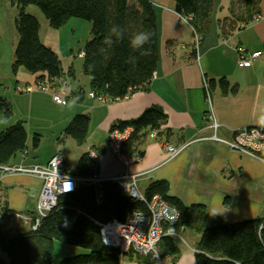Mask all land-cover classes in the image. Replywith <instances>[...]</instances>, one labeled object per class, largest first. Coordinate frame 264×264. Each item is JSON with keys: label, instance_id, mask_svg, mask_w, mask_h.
<instances>
[{"label": "crops", "instance_id": "crops-1", "mask_svg": "<svg viewBox=\"0 0 264 264\" xmlns=\"http://www.w3.org/2000/svg\"><path fill=\"white\" fill-rule=\"evenodd\" d=\"M161 5L164 9L154 5L156 17L158 19L157 10H162L161 14L167 17L162 22L158 19L159 61L147 90L137 89L123 99L114 98L102 104L89 96L90 78L83 75L86 81V85H83L81 77L76 75L74 62L68 67L62 63L66 72L62 77L68 79L69 93L60 103L49 92L17 91L16 84L33 83L37 74L23 81L16 79L13 87L6 86V79H11L9 63L4 66V73L0 70V97L5 96L12 103L13 115L6 119L0 114V132L21 120L28 136L29 130H33L28 126L33 111L38 109L45 115L55 114V119L49 117L41 124L37 121L38 124L34 125L35 136L43 129L51 130L56 135L57 143L61 141L73 146L79 158L93 148L98 155L97 173L103 178L114 177L124 171L141 173L139 186H143V192L152 181L164 179L169 185L170 196L178 197L184 205L201 204L227 223L263 217L264 159L231 148L227 143L204 138L216 133L221 139L232 140L233 131L237 128L264 126V61H259L260 56L251 65L241 68L238 66L240 60L236 49V46L242 45L250 52L264 51V0H258L257 7L252 6L249 10L254 13L256 8L260 18L237 28L228 38L221 36L222 19L217 26L212 25L211 19L210 33L201 40L196 58L192 54L195 40L190 23L182 21L175 11L173 0H166ZM228 15L225 18L230 21ZM243 17L246 18V14ZM41 30L42 24L39 33L41 41L58 51L50 43L44 42ZM82 62L83 59L81 67ZM70 66L74 69L73 75L67 74ZM20 72L18 69L16 75ZM223 76L231 83L230 90L223 94L218 84L210 88L209 106L204 82L213 78L217 81ZM233 86H236L235 89ZM76 92L83 94V97L77 99ZM149 106L163 108L167 121L159 131L148 132L143 140L142 155L120 154L119 148H115L111 142L114 131L110 132V127L120 120L137 118ZM210 111L218 122L216 132L210 127ZM81 112L90 114L91 123L86 142L78 145L74 139L65 138L62 131L67 117ZM165 129L171 130L168 137L160 135ZM28 139L29 136L27 143ZM27 143V150L17 153L8 164L28 166L46 163L51 155L62 152L56 147L47 158L40 160L37 154L30 151ZM182 143L185 147L178 154L171 155L168 146H180ZM129 158H135V161L126 163L125 160ZM66 161L68 167L67 158ZM75 167L77 169V165ZM75 170L69 168L70 172ZM40 188L41 181L33 176L11 174L0 168V209L8 207L17 217L13 224L10 223L12 219L8 221L10 226L16 224L13 227L19 230L21 227H24L21 230L29 228L27 220L35 211ZM178 231L183 243L175 236L180 251L177 256L167 255L162 243L161 251L164 254L161 261L141 258L132 251L119 256L115 264H198L195 255L200 234L187 228Z\"/></svg>", "mask_w": 264, "mask_h": 264}, {"label": "trees", "instance_id": "trees-1", "mask_svg": "<svg viewBox=\"0 0 264 264\" xmlns=\"http://www.w3.org/2000/svg\"><path fill=\"white\" fill-rule=\"evenodd\" d=\"M17 8L14 23L19 40L15 46L11 69L17 73L20 67L27 69L37 78L49 80L62 77L66 73L61 57L52 47L44 44L39 36L41 24L35 14L27 13L29 6L38 7L52 28H60L70 19H82L90 23L91 37L81 48L82 71L90 78L89 89L104 94L110 99L125 98L137 89L147 90L154 78L159 61L158 19L153 0H5ZM178 15L186 18L200 40L210 33L212 12L216 0H173ZM255 2L258 0H246ZM235 0H231L229 19L220 24L221 36L228 38L237 28L252 23L260 14L254 9L243 11L246 18L235 11ZM253 5V4H252ZM253 6V7H254ZM252 8V7H251ZM244 14V15H245ZM254 14V17H253ZM243 19V20H241ZM113 25L124 29V37L111 46L103 43L110 35ZM151 32L150 41L143 49L131 46V37L137 32ZM147 54H143L144 51ZM193 56L198 51L193 47ZM264 54V52L262 51ZM135 57L133 62L130 58ZM67 74L73 75L70 66ZM209 87L219 85L226 94L231 83L226 76L217 81H208ZM236 86H233L235 89ZM78 98L83 94L76 92ZM12 103L5 96L0 97V114L10 118ZM167 121L163 108L149 106L137 118L120 120L110 127V132H123L130 128L126 139L121 141L119 152L122 155L143 154L142 144L150 131H159ZM90 114L75 115L64 128L65 138H72L78 145L86 142L89 135ZM171 130H162L160 135L168 137ZM27 129L23 121H16L0 132V167L10 163L17 153L27 150ZM39 135L34 137L33 147L38 148ZM83 153L77 169L70 172L79 178L92 177L99 166H90V152ZM264 156V155H262ZM74 193L63 194L51 211L39 217L35 211L30 214V226L19 230L8 221L16 214L8 207L0 209V264H51L53 240L85 249L82 253L66 256L59 264H110L119 260V249L108 246L102 240L97 222L110 219L124 220L134 210H147V201L153 195L163 197L178 210L176 229H190L199 233V243L195 255L198 264H228L241 261L245 264H264V244L258 235L263 217L245 219L238 222H224L201 204L184 205L176 196L169 195L166 180L152 181L144 191L146 201L132 198L123 193L118 183L103 180L95 183H78ZM38 220V222H37ZM37 222V223H36ZM37 224V228H33ZM69 223L68 225H64ZM167 255L177 256L179 245L175 237L162 238Z\"/></svg>", "mask_w": 264, "mask_h": 264}, {"label": "built area", "instance_id": "built-area-1", "mask_svg": "<svg viewBox=\"0 0 264 264\" xmlns=\"http://www.w3.org/2000/svg\"><path fill=\"white\" fill-rule=\"evenodd\" d=\"M261 15L257 16L255 20L259 19ZM186 22L189 21L184 18ZM190 23V22H189ZM194 37V49L198 51L201 40L198 34L193 29ZM239 63L238 66L245 68L251 65L258 57L263 53L260 50L256 52H250L242 45L236 46ZM83 53L81 52V56ZM66 82L62 77H57L54 80H41L38 79L34 84H24L16 86L17 91L20 92H34L43 91L52 94L56 102H64L68 95ZM206 88V95L210 106L209 84L204 82ZM89 96L95 98L99 102L108 103L111 101L109 97L102 94H97L91 90ZM210 127L217 131L218 122L216 117L210 111L208 115ZM127 132V133H125ZM129 129L124 132L115 130L111 134V142L115 148H119L121 141L129 134ZM232 140L221 139L214 133L211 136H207L204 139L217 140L227 143L231 148L240 149L246 153L255 155L258 158L264 159V126L262 125H248L245 127L237 128L233 131ZM203 139V140H204ZM185 147L182 143L180 146H168V150L171 155H176ZM90 166L95 167L98 162V155L96 151L90 152ZM126 163L135 161V158H129L125 160ZM5 172L8 171L11 174H24L30 175L41 181L40 194L37 199V205L35 213L41 217V215L47 214L58 203V198L63 194L74 193L77 189L78 183H95L103 180H109L118 183L122 188L124 194L136 198L138 200L146 201L144 192L139 186V180L142 176L141 173H135L130 171H124L117 174L114 177H101L97 172L89 178H79L72 175L67 167L66 157L63 153L58 152L50 156V159L46 163H39L34 165H12L6 164L0 167ZM147 210H134L124 220L110 219L108 222H97L100 227L102 240L108 246H113L119 249L120 257L131 253L132 251L139 254L141 258L150 260L161 261L164 252L161 251L162 238L164 235H170L173 237L180 236L178 229L173 226H167L170 223H175L178 217V210L176 207L171 206L163 197L153 195L150 201L146 202ZM38 222V220H37ZM36 222V223H37ZM33 225V228H37V224ZM65 223L64 225H68ZM259 237L264 241V219L259 225ZM264 244V242H263ZM228 264H245L241 261H232Z\"/></svg>", "mask_w": 264, "mask_h": 264}, {"label": "rangeland", "instance_id": "rangeland-1", "mask_svg": "<svg viewBox=\"0 0 264 264\" xmlns=\"http://www.w3.org/2000/svg\"><path fill=\"white\" fill-rule=\"evenodd\" d=\"M166 0H153L154 5L156 8H162L163 4ZM231 0H216L215 2V10L212 14V19L213 23L212 25L217 26V23L219 20H225L226 14L229 13V7ZM170 2V1H169ZM161 3V4H160ZM253 4V5H252ZM235 5V11L237 10L240 15L243 13V11H249L252 6L256 5L255 2L253 3L252 1H246V0H235L234 2ZM164 9V8H162ZM17 8L14 5L7 4L5 0H0V70L2 73H4V66L9 65V63L12 65L13 62V54L15 52V46L19 40V36L17 34L16 26L14 23V19L17 15ZM27 13L30 14H35L40 20V24H42V30H41V35L44 40L47 43H50L56 50H58L59 57L62 59V63L68 67L71 62H74V67H76V75L78 78L81 77L80 82H82L83 85H86L85 81V76H83L82 72V67H81V61H82V56H81V48L84 46V42L89 40L91 37V34L89 33V22H86L85 20L82 19H70L66 22L65 25H63L60 28H52L50 24H48L47 20L45 17H43V14L40 12L37 6L32 5L27 7L26 9ZM162 10L159 12L157 10L158 14V19H160V22L165 19V17L161 14ZM245 13H243L244 15ZM242 15V17H243ZM182 18V17H180ZM182 21L184 23H187L184 18H182ZM189 23V22H188ZM191 24V23H190ZM192 29V28H191ZM193 32V31H192ZM214 38V34H213ZM194 40V37H193ZM264 52V51H263ZM263 55V56H262ZM261 57L259 58V61H264V54H262ZM232 60V59H231ZM230 60V61H231ZM232 66V64H230ZM19 70L21 71L20 74L17 76L16 73L11 69V66L9 68V74L11 76V79L7 78L6 82L4 84L6 86L13 87V84L16 82V79H19L23 81L24 79H30L34 77V74L28 71L25 68L20 67ZM65 81L68 80L67 78L62 77ZM40 79L36 78L35 82ZM42 80V79H41ZM49 80V79H44V81ZM35 82H27V84H34ZM7 83V84H6ZM66 87H69L67 82H64ZM17 84L15 85V87ZM1 91V90H0ZM47 93V92H46ZM82 113V112H81ZM81 113H76L72 117H67L66 120V126H68L70 120L77 114ZM32 118H31V124H26L29 127H33V130L31 129L28 132V147H30V151L33 152V154H37V158L40 160H44L47 158V156L51 153L54 152V148L59 147L60 150H62L63 155L67 158L68 160V167L70 169H76L77 161L79 160V156H76L75 154V148L73 146H70L66 142H58L56 139V135H53L51 133V130H44L37 134L40 137V140L38 142V148L33 147V142L35 137V127L34 125H37L38 122H41L48 120L49 117H54L55 119V114L53 115H45L42 111L38 110L33 111ZM72 115V114H71ZM34 123V124H33ZM40 128H42L41 125H38ZM70 141V140H69ZM38 150V151H37ZM70 162V163H69ZM67 163V161H66ZM141 189H143V186H141ZM14 217L12 218V221L10 223L13 224L15 220ZM30 217L27 220L28 223L30 224ZM20 225V224H19ZM13 226H16L14 224ZM23 226V225H22ZM21 229H24V227H21ZM179 233V231H178ZM181 236H177V239L179 240L180 243H183L180 240ZM85 251L82 247L79 246H72L68 244H64L60 242L59 240H53L52 243V249H51V257H52V263L51 264H59L60 260L65 258L66 256H72L76 255L77 253H82ZM194 252V251H193ZM135 253V252H134ZM129 254V253H127ZM139 256V254H138Z\"/></svg>", "mask_w": 264, "mask_h": 264}, {"label": "clouds", "instance_id": "clouds-1", "mask_svg": "<svg viewBox=\"0 0 264 264\" xmlns=\"http://www.w3.org/2000/svg\"><path fill=\"white\" fill-rule=\"evenodd\" d=\"M151 36H152L151 32H144V31L137 32L131 37V46L135 49H143V46L150 41ZM113 37L116 40L122 39L124 37V29L121 28L119 25H113L111 28L110 35L105 37L103 43L111 46L112 43L114 42ZM143 54H147V51L145 50ZM134 60H135V57L130 58V62H133ZM74 103H75V100L73 101V104Z\"/></svg>", "mask_w": 264, "mask_h": 264}]
</instances>
